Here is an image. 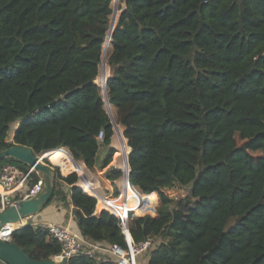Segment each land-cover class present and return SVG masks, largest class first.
Listing matches in <instances>:
<instances>
[{
  "label": "trees",
  "instance_id": "trees-1",
  "mask_svg": "<svg viewBox=\"0 0 264 264\" xmlns=\"http://www.w3.org/2000/svg\"><path fill=\"white\" fill-rule=\"evenodd\" d=\"M112 1L0 0V151L26 147L54 165L46 206L70 204L87 241L125 248L117 202L153 215L158 196L157 217L128 223L134 244L154 242L146 264H264V0H122L110 35ZM102 147L121 193L97 197L117 217L96 214L77 186L93 192L79 162L93 170ZM118 152L121 171L108 169ZM174 186L187 195L171 208ZM11 242L34 261L61 251L30 224Z\"/></svg>",
  "mask_w": 264,
  "mask_h": 264
},
{
  "label": "built area",
  "instance_id": "built-area-1",
  "mask_svg": "<svg viewBox=\"0 0 264 264\" xmlns=\"http://www.w3.org/2000/svg\"><path fill=\"white\" fill-rule=\"evenodd\" d=\"M97 140L99 142H102V131L98 133ZM119 154L120 153L118 152V155ZM32 173L39 175L32 168L24 170L13 163H7L3 166H0V212L6 210L11 206L17 205L24 200L31 199L42 191V179L39 176L36 182H32ZM132 189L136 191L134 187ZM123 207L124 205L122 206V208ZM120 210L122 211L123 209ZM110 213H112L113 215L115 214L113 212ZM117 218L119 219L121 217ZM121 224H123V220L122 222H120V226ZM39 227L47 231L49 236L61 245L60 253L56 256H52V258L55 257L61 263L77 256H87L94 258L96 257V255L103 253V256L101 257L104 258H102L101 260L104 262L108 260V256H113L116 258V264H137L136 258L143 253L147 254L153 246L151 240H145L134 244L129 236L128 229L127 231H124L122 229L126 241V247L122 249L121 247L115 245L107 247L98 242L87 241L82 238L80 234L75 233L67 226L44 224ZM0 240L4 242L11 241V234L6 230V228L0 229Z\"/></svg>",
  "mask_w": 264,
  "mask_h": 264
},
{
  "label": "water",
  "instance_id": "water-1",
  "mask_svg": "<svg viewBox=\"0 0 264 264\" xmlns=\"http://www.w3.org/2000/svg\"><path fill=\"white\" fill-rule=\"evenodd\" d=\"M118 157H120V154ZM8 158L17 161L28 168H32L35 172L40 174L43 181V189L35 197L24 200L17 205L11 206L0 212V229L7 228V231L12 235L14 231L25 227L27 220L42 211L49 203L53 190V177L50 167L40 162L39 155L34 154V152L29 148L14 145L0 151V161ZM21 222H24L25 224L23 223L22 225ZM10 225H16V227L11 228L10 230L8 229ZM0 264L63 263H57L51 258L45 261H34L24 254L16 244L11 241L4 242L0 240Z\"/></svg>",
  "mask_w": 264,
  "mask_h": 264
},
{
  "label": "crops",
  "instance_id": "crops-1",
  "mask_svg": "<svg viewBox=\"0 0 264 264\" xmlns=\"http://www.w3.org/2000/svg\"><path fill=\"white\" fill-rule=\"evenodd\" d=\"M121 131H122V129H121ZM110 147L115 149V147L113 146L112 140L110 143ZM106 151H107V148H104V147L100 148V150L98 151V154L96 156V166L93 169L94 171L97 172L96 174L91 172L93 170H91V171L88 170L83 165V163L76 161L71 156H69L73 162H79L83 166V168L85 169L86 173L88 174L87 181L92 185L93 192H89V191L85 190L84 180H81L78 175L77 176H78V182L79 183H77L78 184L77 186H79L84 193H87V194L96 198V200H97L96 211H95L96 214L98 212H100L101 210H107V211L113 212L112 210H110L107 207L106 203L104 205L99 204L100 201L97 197L98 195L102 196L104 200L106 199L107 200L106 202H110V201L118 199L117 197L111 196V194H113V192L116 194L121 193V189H120L121 188V183H120L121 178L116 179V180H107L103 174V171L98 170L101 167V164H102L103 158L106 154ZM110 168L120 170L118 165L115 163V161L108 169H110ZM71 173H75V171H72V172L67 173L65 175H69ZM128 175H129V173H128ZM37 176L39 177L40 175H37ZM127 182H129L128 176H127ZM0 193H1V188H0ZM72 208L73 207L70 204L64 205L62 203L53 202V203L49 204L48 206H46L38 214H36L33 217H31L30 219H28L27 221L33 227H39V226L44 225V224H56V225L67 226L71 230H73L75 233L79 234V232L77 231L76 224L73 221ZM101 244H103V243H101ZM103 245H106V244H103ZM100 254L103 256V253H100Z\"/></svg>",
  "mask_w": 264,
  "mask_h": 264
},
{
  "label": "rangeland",
  "instance_id": "rangeland-1",
  "mask_svg": "<svg viewBox=\"0 0 264 264\" xmlns=\"http://www.w3.org/2000/svg\"><path fill=\"white\" fill-rule=\"evenodd\" d=\"M115 2V3H114ZM112 6H113V10H117L116 11V13L115 14H117V16H116V20L114 21L113 20V26H112V28H111V30H110V35H111V32H112V30H113V28L115 27V25H116V22H117V19H118V16H119V14H120V12H121V10L124 8V4H123V1L122 0H113L112 1ZM109 23H110V21H109ZM110 44V43H109ZM110 46V45H109ZM99 74H100V68H99ZM99 74H98V76H97V78H96V80H95V83L97 84V85H100V79L98 78L99 77ZM108 75H109V71L107 72V77H108ZM16 127H17V123H14V124H12L11 126H10V132H9V135H8V137H7V142H11L12 141V137H13V132H14V130L16 129ZM111 140H113V136H112V138H111ZM37 155H40V154H37ZM118 161H120V157H117V159H116V161H115V163L118 165ZM40 162H42V163H44L45 165H47L48 167H50V169H51V172H53L54 171V169H53V167H54V165L53 164H51L50 163V161H48L47 159H40ZM99 171H101V168H99L98 169ZM61 171H62V169H61ZM60 172V171H59ZM92 173H97L96 171H91ZM62 173H63V171H62ZM104 173V172H103ZM61 174V173H60ZM40 175V174H39ZM121 178V177H120ZM77 183H79V182H77ZM78 185V184H77ZM121 189V188H120ZM137 191V190H136ZM138 192V191H137ZM139 193V192H138ZM163 193L172 201V203H171V208L172 207H174L175 206V204H176V202L177 201H179L180 199H182L184 196H186L187 195V189L186 188H180V187H178V186H174L173 188H171V189H164L163 190ZM111 196H114V197H117V198H119L120 197V194L119 193H114L113 192V194H111ZM117 204L119 205V206H121V207H119L120 209H125V218H126V224H125V226H123L122 224H121V227H122V229L125 231H127V229H128V223H129V220H131V219H133V218H136V217H143V216H150V217H152V218H154V217H157V209L159 208V206H160V202H159V199H158V196H157V206H156V211H155V213L153 214V215H150V214H145V215H142V216H138V215H135V213L132 211V209L130 208V205H129V203L128 202H125V200H121L119 203L117 202ZM124 205V207L122 208V206ZM115 215V214H114ZM115 217H117V215H115ZM120 219V222H122V218H119ZM24 223V222H23ZM27 224H28V221L26 222ZM25 224V223H24ZM157 241H160V239H158ZM152 243L154 244V242L152 241ZM101 254H98L97 255V257L99 258V259H102V258H104V257H101L100 256ZM147 256H148V254H146V253H143V254H141V255H139L137 258H136V263L137 264H146V261H147ZM51 259L52 260H54L55 262H57V263H60L59 262V260L58 259H56L55 257H51ZM109 259V258H108ZM110 260H114L115 262H116V258L115 257H113V256H111V259Z\"/></svg>",
  "mask_w": 264,
  "mask_h": 264
},
{
  "label": "bare ground",
  "instance_id": "bare-ground-1",
  "mask_svg": "<svg viewBox=\"0 0 264 264\" xmlns=\"http://www.w3.org/2000/svg\"><path fill=\"white\" fill-rule=\"evenodd\" d=\"M22 224H23V222H21ZM11 227H13V228H15L16 227V225H10ZM11 227H9L8 229H10L11 230ZM19 227V226H18ZM6 230H7V228H6Z\"/></svg>",
  "mask_w": 264,
  "mask_h": 264
}]
</instances>
